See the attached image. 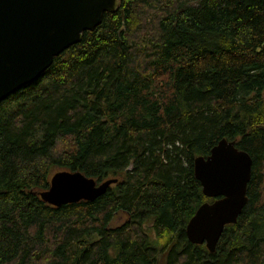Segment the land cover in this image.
I'll return each mask as SVG.
<instances>
[{
    "label": "trees",
    "instance_id": "16d2710c",
    "mask_svg": "<svg viewBox=\"0 0 264 264\" xmlns=\"http://www.w3.org/2000/svg\"><path fill=\"white\" fill-rule=\"evenodd\" d=\"M222 137L251 176L210 252L185 226L210 200L193 158ZM59 171L117 181L56 206ZM0 264H264V0H121L2 100Z\"/></svg>",
    "mask_w": 264,
    "mask_h": 264
},
{
    "label": "water",
    "instance_id": "95a60500",
    "mask_svg": "<svg viewBox=\"0 0 264 264\" xmlns=\"http://www.w3.org/2000/svg\"><path fill=\"white\" fill-rule=\"evenodd\" d=\"M121 0H0V102L31 83L52 64L54 57L81 41L85 31L98 26L106 12L119 9ZM121 15L123 10L120 9ZM124 28L122 24L119 32ZM252 158L235 141L220 138L205 156L193 158L194 177L202 202L185 226L189 242L214 252L227 224L236 223L248 201L247 184ZM116 178L97 182L80 171L52 175L39 195L56 206L93 201Z\"/></svg>",
    "mask_w": 264,
    "mask_h": 264
},
{
    "label": "rangeland",
    "instance_id": "374dc122",
    "mask_svg": "<svg viewBox=\"0 0 264 264\" xmlns=\"http://www.w3.org/2000/svg\"><path fill=\"white\" fill-rule=\"evenodd\" d=\"M125 220V216L124 215H117L115 216L112 221L110 222V225L111 226H114V225H117V224H120L122 223L123 221Z\"/></svg>",
    "mask_w": 264,
    "mask_h": 264
},
{
    "label": "flooded vegetation",
    "instance_id": "af4514ba",
    "mask_svg": "<svg viewBox=\"0 0 264 264\" xmlns=\"http://www.w3.org/2000/svg\"><path fill=\"white\" fill-rule=\"evenodd\" d=\"M112 184V183H111ZM215 198H210V200L208 201V202H211V201H213Z\"/></svg>",
    "mask_w": 264,
    "mask_h": 264
}]
</instances>
